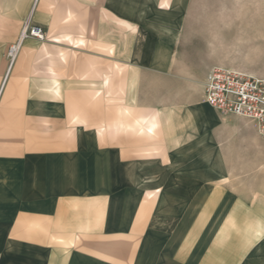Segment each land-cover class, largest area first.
Returning <instances> with one entry per match:
<instances>
[{"label": "crops", "instance_id": "1", "mask_svg": "<svg viewBox=\"0 0 264 264\" xmlns=\"http://www.w3.org/2000/svg\"><path fill=\"white\" fill-rule=\"evenodd\" d=\"M48 2L77 17L64 30L81 46L33 55L31 68L18 55L3 83L13 38L0 17V264H264V195L235 193L232 151L218 144L238 116L162 72L170 60L148 20L123 24L122 57L120 0ZM121 63L129 101L105 103L120 96Z\"/></svg>", "mask_w": 264, "mask_h": 264}, {"label": "rangeland", "instance_id": "2", "mask_svg": "<svg viewBox=\"0 0 264 264\" xmlns=\"http://www.w3.org/2000/svg\"><path fill=\"white\" fill-rule=\"evenodd\" d=\"M119 4L122 57L125 54L123 38L130 39L133 36L129 27L123 24H127L128 19L137 24L148 20L161 45L160 54L170 60V63L162 62L158 65L162 72H175L189 77L198 85H202L205 79L200 77L207 75L213 66L264 77V0H120ZM54 6V3H47V0H0L3 26L13 38L10 43L16 42L26 27L40 26L44 33L41 39L25 36L14 53L13 61L18 55L27 56L28 62L23 65L31 68L33 55H64L65 44L70 42L81 46L82 39L79 35L73 41L64 30L66 19L71 22L77 17L47 13ZM154 16L158 18L156 22ZM104 50L108 54L112 48L106 46ZM5 58L8 67L2 83L13 65V62L9 64L7 56ZM119 69L120 96H115L113 100L112 95L106 93L105 103L123 104L129 101V89L123 83V78L128 76V67L121 63ZM140 77L141 71L137 73V78ZM143 98L144 96L138 95L137 103L145 101ZM90 99L97 101L95 93L90 95ZM119 114L120 121L116 131L121 136L128 135V118L132 112L128 107L122 106ZM136 114L139 120L144 113L138 110ZM236 119L243 126L225 130L221 128V135L224 133L225 138L218 139L221 140L218 142L220 149L228 153L232 151L229 153L232 157L225 159L230 171L228 182L239 195L249 198L264 195V138L258 134L252 122L239 116ZM139 128L138 125L137 134L142 133ZM148 129L153 130V123ZM237 152L242 155L241 158L235 157Z\"/></svg>", "mask_w": 264, "mask_h": 264}, {"label": "built area", "instance_id": "3", "mask_svg": "<svg viewBox=\"0 0 264 264\" xmlns=\"http://www.w3.org/2000/svg\"><path fill=\"white\" fill-rule=\"evenodd\" d=\"M29 29V34H27ZM43 38L40 26L26 27L21 31L16 42L11 43L6 51L9 64H12L16 48L25 36ZM11 66V65H10ZM203 102L211 106L222 116H239L253 123L259 135L264 137V77L249 75L244 72L213 66L208 71L203 83Z\"/></svg>", "mask_w": 264, "mask_h": 264}, {"label": "bare ground", "instance_id": "4", "mask_svg": "<svg viewBox=\"0 0 264 264\" xmlns=\"http://www.w3.org/2000/svg\"><path fill=\"white\" fill-rule=\"evenodd\" d=\"M16 50H17V48H16Z\"/></svg>", "mask_w": 264, "mask_h": 264}]
</instances>
